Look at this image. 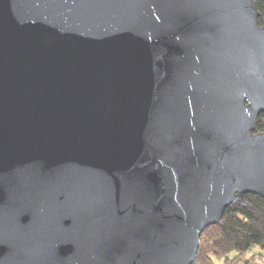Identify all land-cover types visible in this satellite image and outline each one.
Masks as SVG:
<instances>
[{"label":"water","instance_id":"1","mask_svg":"<svg viewBox=\"0 0 264 264\" xmlns=\"http://www.w3.org/2000/svg\"><path fill=\"white\" fill-rule=\"evenodd\" d=\"M254 0H0V264H194L264 200Z\"/></svg>","mask_w":264,"mask_h":264},{"label":"trees","instance_id":"2","mask_svg":"<svg viewBox=\"0 0 264 264\" xmlns=\"http://www.w3.org/2000/svg\"><path fill=\"white\" fill-rule=\"evenodd\" d=\"M254 2L262 26L264 0ZM257 131H264V114L258 118ZM243 199V205H230L217 224L203 230L194 264L264 263V200L254 194H245Z\"/></svg>","mask_w":264,"mask_h":264},{"label":"rangeland","instance_id":"3","mask_svg":"<svg viewBox=\"0 0 264 264\" xmlns=\"http://www.w3.org/2000/svg\"><path fill=\"white\" fill-rule=\"evenodd\" d=\"M232 255H233V254H230L228 257H229V258H231V257H232ZM261 263H262V262H261ZM262 264H264V263H262Z\"/></svg>","mask_w":264,"mask_h":264}]
</instances>
